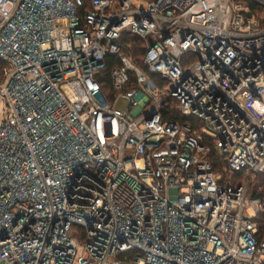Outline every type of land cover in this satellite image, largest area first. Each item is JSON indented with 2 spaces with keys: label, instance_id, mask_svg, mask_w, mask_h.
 Segmentation results:
<instances>
[{
  "label": "built area",
  "instance_id": "1",
  "mask_svg": "<svg viewBox=\"0 0 264 264\" xmlns=\"http://www.w3.org/2000/svg\"><path fill=\"white\" fill-rule=\"evenodd\" d=\"M262 172L243 0H0V264H264Z\"/></svg>",
  "mask_w": 264,
  "mask_h": 264
},
{
  "label": "trees",
  "instance_id": "2",
  "mask_svg": "<svg viewBox=\"0 0 264 264\" xmlns=\"http://www.w3.org/2000/svg\"><path fill=\"white\" fill-rule=\"evenodd\" d=\"M249 6L251 7L252 14H257V12H261L264 15V5H261L258 2H255L253 0H243ZM262 22L264 23V16H259ZM132 41V46L129 48V51L127 50V53L133 57L134 61L137 64L143 65V57L145 54V43L144 41L137 39V37L130 35L128 37ZM109 62V68H111V65L113 62H115V58L110 56L108 58ZM107 83V88H109V78L105 80ZM171 119H176V117H173ZM181 119V118H180ZM211 160L213 161V165L215 167V170L217 172H222L225 174V176H228V172L225 170V159L223 157H220V155L213 149L211 153ZM260 176V179L257 180L256 184L253 185L252 188V195L261 198V200L264 202V172L258 174ZM256 221L258 223V232H257V239L258 241L264 240V211H262L258 216L256 217Z\"/></svg>",
  "mask_w": 264,
  "mask_h": 264
},
{
  "label": "rangeland",
  "instance_id": "3",
  "mask_svg": "<svg viewBox=\"0 0 264 264\" xmlns=\"http://www.w3.org/2000/svg\"><path fill=\"white\" fill-rule=\"evenodd\" d=\"M253 1H255L256 2V0H253ZM261 1V0H260ZM262 1H264V0H262ZM261 4V3H260ZM261 5H264V4H261ZM257 16H264L261 12H257V14H256ZM126 107V102L125 101H121L120 103H119V108H121V109H124ZM258 179H260V176L259 175H256L255 177H253L252 179H251V181H252V184H251V190H252V188H253V185H255L256 184V182H257V180ZM263 202V201H262ZM264 203V202H263ZM245 213H246V215H250V216H252L253 214H254V210H252V209H246L245 210ZM263 260H264V258H263Z\"/></svg>",
  "mask_w": 264,
  "mask_h": 264
},
{
  "label": "water",
  "instance_id": "4",
  "mask_svg": "<svg viewBox=\"0 0 264 264\" xmlns=\"http://www.w3.org/2000/svg\"><path fill=\"white\" fill-rule=\"evenodd\" d=\"M258 3H261V4H264L262 1H258V0H256Z\"/></svg>",
  "mask_w": 264,
  "mask_h": 264
}]
</instances>
